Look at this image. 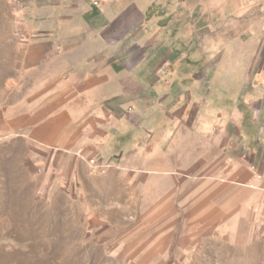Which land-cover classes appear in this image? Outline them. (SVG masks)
<instances>
[{"label":"rangeland","instance_id":"374dc122","mask_svg":"<svg viewBox=\"0 0 264 264\" xmlns=\"http://www.w3.org/2000/svg\"><path fill=\"white\" fill-rule=\"evenodd\" d=\"M1 114L0 264H264V187L242 234L149 252L164 208L264 176V0H0ZM41 121L65 157L22 141Z\"/></svg>","mask_w":264,"mask_h":264},{"label":"crops","instance_id":"0c3cea01","mask_svg":"<svg viewBox=\"0 0 264 264\" xmlns=\"http://www.w3.org/2000/svg\"><path fill=\"white\" fill-rule=\"evenodd\" d=\"M245 1L248 0H213V3L223 6L224 9L234 8V10H239ZM209 2L211 4L212 0H209ZM1 116L3 115H0V121H5ZM56 133L57 127L54 122L41 121L31 127L26 135L22 136V141H26L28 144L43 145L46 155L59 159L60 157H65V151L70 146V141H68L69 146H66L65 143L57 144L58 134ZM52 164H55L54 158ZM45 169L48 172L55 171V168ZM258 169L260 173L264 174V168ZM0 171H2L1 168ZM199 171L200 168H191V187L193 190H196L195 188L198 189L200 185ZM194 177H197V180H194ZM248 180L252 183L251 188L246 184ZM211 185L209 183V189H211ZM214 185H221L231 191H227L225 196L220 198L209 191L207 192L208 196L200 195V192L195 193V196L187 198V203L183 204L184 207H181L180 211L167 214L165 208L163 209L159 215L164 216L165 214L166 218L161 219L160 222H155L153 227L158 226L161 232H165V238L160 240L159 243L154 242L149 252H173V249L167 248L169 243L174 246L179 245L181 251L185 252L188 247H195L201 244L197 235L203 231L213 232L236 229L242 234L248 228V212L251 210L252 205H255V207L260 206L261 199L251 202V206H248V198L242 196L243 193L238 196L237 192L240 190L246 195L249 193L257 194L258 190L261 192L260 189L264 187V176L261 178L257 177L250 168H234L232 175L228 176V179L223 182H214ZM171 237L176 239L170 241ZM163 245L164 247L155 248ZM185 259L186 256L182 258L179 256L164 258L160 254L159 259L153 258L152 262L155 264V260H157L158 262H163V264H185ZM197 259L202 260L199 257Z\"/></svg>","mask_w":264,"mask_h":264}]
</instances>
